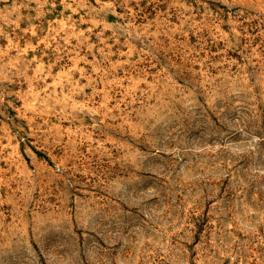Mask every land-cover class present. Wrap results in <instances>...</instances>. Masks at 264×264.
I'll use <instances>...</instances> for the list:
<instances>
[{"label":"rangeland","instance_id":"rangeland-1","mask_svg":"<svg viewBox=\"0 0 264 264\" xmlns=\"http://www.w3.org/2000/svg\"><path fill=\"white\" fill-rule=\"evenodd\" d=\"M0 264H264V0H0Z\"/></svg>","mask_w":264,"mask_h":264}]
</instances>
